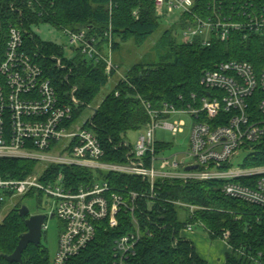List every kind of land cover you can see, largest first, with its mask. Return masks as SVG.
Masks as SVG:
<instances>
[{"label":"trees","instance_id":"trees-1","mask_svg":"<svg viewBox=\"0 0 264 264\" xmlns=\"http://www.w3.org/2000/svg\"><path fill=\"white\" fill-rule=\"evenodd\" d=\"M213 3L221 18L239 23L246 22L248 14L264 9V0H195L192 14L213 19ZM20 8L21 14L10 8L9 0H0L2 30L9 25L25 30V48L38 53L36 61L63 102L69 103L75 88L73 96L78 105L74 106L73 118L86 115V108L114 74L107 75L103 62L87 60L79 52L67 61L62 56L63 46L41 41L33 29L42 24L56 29H85L102 44L103 33L110 25L114 55L122 43L130 41L137 47L142 46L158 30L160 21L164 22L149 0H41L39 5ZM193 15L183 14L170 23L150 54L134 63L123 79H118L113 89L91 109L85 126L101 144L104 161L125 163L131 147L127 134L140 132L149 120L144 104L152 109H160L164 104L184 108L191 104L192 94L204 93L200 85L202 74L223 62H247L256 71L264 67V36L253 31L231 30L224 41L213 32L207 37L209 46L202 45L203 37L190 43L178 41L177 31L184 28L187 21H193ZM1 48L0 42V61ZM42 56L60 57L64 68H57L52 60L42 59ZM169 147L170 144L156 142L158 152ZM255 149L245 158L244 167L264 165V147L258 145ZM36 167L31 161L0 159V176L22 179ZM61 171L70 187L88 185L96 178L95 173L84 168L50 167L45 174L48 179L41 181L52 182ZM100 178L126 201L128 192L148 189L145 181L134 176L107 174ZM156 185L158 191L154 200L142 199L137 203L134 217L140 225V239L130 264H207L198 256L193 244L181 236L187 224L201 227L210 240H223V235L227 234L226 244L230 250L224 256V264H264V209L225 197L220 181L160 180ZM23 197L30 198L32 194ZM181 205L197 209L190 216L188 209ZM21 206L11 209L0 222V256L12 254L20 235L26 232L23 218L18 214ZM116 218L115 228L109 227L107 219L96 222L94 240L67 264H114L115 241L134 231L129 213L120 211ZM22 261L23 264H48L49 258L40 243L39 246L28 245ZM0 264L13 263L1 259Z\"/></svg>","mask_w":264,"mask_h":264},{"label":"built area","instance_id":"built-area-1","mask_svg":"<svg viewBox=\"0 0 264 264\" xmlns=\"http://www.w3.org/2000/svg\"><path fill=\"white\" fill-rule=\"evenodd\" d=\"M159 17L192 14L195 0H149ZM41 0H9L10 8L21 14V6L39 5ZM214 18L202 19L193 15V21L177 31L182 42H192L203 37L202 45L209 46L207 37L215 32L224 41L231 30H249L264 36V9L248 14L246 22H232L215 12ZM68 47L87 60L103 62L107 75L116 74L118 66L113 61L111 26L103 33L104 42L89 36L83 30L60 27ZM25 30L9 25L2 30L0 24V159L25 160L37 167L22 179L0 176V212L6 197L9 199L31 193L45 195L54 200L52 217L63 225L58 236L55 254L48 264H67L90 244L95 237V223L108 220L111 228L117 226V214H130L134 231L114 243L113 263L130 264L140 239V225L134 217L139 200H154L160 180L220 181L221 192L227 198L242 201L264 209V165L244 167L245 158L258 145L264 147V67L256 71L247 62L229 61L202 74L200 85L203 94L191 95V104L175 108L164 104L152 109L144 104L148 123L139 132L133 147L126 154L125 163L104 161L105 152L85 121L76 123L74 106L78 105L71 91L69 103L63 102L36 61L38 53L24 46ZM57 68L63 69L60 57H46ZM42 56V59H46ZM120 79H123L120 76ZM117 95V93H116ZM181 97H179L180 99ZM188 115L192 120L186 156L177 160V154L160 156L156 149V131L182 133L183 120L172 116ZM246 151L242 165L234 166L239 151ZM50 167L84 168L100 173L88 185L67 186L61 171L52 182L41 181ZM195 167V169H190ZM125 174L147 183V190L128 192V201L113 193L100 176ZM247 181L246 185L241 181ZM12 205V204H11ZM193 216L196 207L181 205ZM197 225L201 226L198 222ZM47 229L46 223L42 231ZM187 224L183 232H192ZM227 234L223 235L226 243ZM258 263V262H256Z\"/></svg>","mask_w":264,"mask_h":264},{"label":"rangeland","instance_id":"rangeland-1","mask_svg":"<svg viewBox=\"0 0 264 264\" xmlns=\"http://www.w3.org/2000/svg\"><path fill=\"white\" fill-rule=\"evenodd\" d=\"M164 19V17H161ZM175 17L171 16V18L164 19L160 21V26L158 30L151 35L142 46L137 47L134 45L133 42H126L122 43L119 49L113 55V61L118 66L119 71L114 75L111 76L108 80L106 86L101 90L98 94L97 98L86 108V115L77 116L76 123L82 124L86 119L90 117L91 109L95 108L100 101L113 89V86L116 84L120 76L123 77L125 72L136 62L141 60L143 56H147L150 54L151 49L155 45V43L159 40L162 32L164 29L168 28L170 23L174 21ZM34 32L38 35L41 41L45 42H56L63 46V57L69 61L73 59L76 53L74 50L68 47L67 41L62 36L61 32L57 30L55 27L50 26L48 24H42L38 27L33 29ZM178 39V38H177ZM180 39V38H179ZM178 39V41H180ZM171 120H183L185 122V128L182 133H179L173 136L170 132L157 130L156 131V140L157 143L162 144H170V147L163 152H160V156H171L173 154H177V160L182 158L185 159L186 162H192L189 157L186 156V151L189 146V136L192 127V120L188 115H178L172 116ZM139 135V132H129L126 136L127 140L129 141L130 145H133L136 142V139ZM246 151L241 150L239 151L238 155L234 158V166L242 165L243 159L245 158ZM34 172V171H33ZM32 173V172H31ZM97 176L98 174L95 173ZM12 204V205H11ZM25 205L29 209L30 214H44L46 215V226L47 229L42 231V238H41V245L46 250L48 254L49 261L52 260L56 248H57V241L58 236L62 231V223L56 217H50L54 210V200L50 197L42 195L41 197L32 196L30 198L27 197H15L9 199L8 197L5 198L4 204L2 206L0 212V222L3 218L8 214L11 209L17 207V205ZM193 236L192 242L193 245L196 244V249L199 256L204 257L207 264H223L224 263V254L227 251V247L225 242L222 240H210L207 234L203 231L201 227L194 226L192 230ZM195 235V236H194ZM181 236L185 239L189 238L190 233L181 232ZM190 239V238H189ZM196 239V240H195ZM208 239V240H207ZM195 240V241H194ZM195 243V244H194ZM218 259L220 261L218 262ZM259 264V263H254Z\"/></svg>","mask_w":264,"mask_h":264},{"label":"water","instance_id":"water-1","mask_svg":"<svg viewBox=\"0 0 264 264\" xmlns=\"http://www.w3.org/2000/svg\"><path fill=\"white\" fill-rule=\"evenodd\" d=\"M190 169H195V167ZM18 214L23 218L26 232L20 235L17 246L12 254L0 256V260L2 259L13 264H23L22 254L28 245L39 246L42 238V225L46 220V215L44 214H30L29 209L25 205H22L18 209Z\"/></svg>","mask_w":264,"mask_h":264},{"label":"crops","instance_id":"crops-1","mask_svg":"<svg viewBox=\"0 0 264 264\" xmlns=\"http://www.w3.org/2000/svg\"><path fill=\"white\" fill-rule=\"evenodd\" d=\"M155 139H156V135H155ZM128 142H129V141H128ZM156 142H157V140H156ZM129 144H130V143H129ZM167 149H168V148H167ZM163 150H165V149H162V152H163ZM186 233H190V235H191V236H189L190 239H189V238L187 239V237H186V239L189 240V241L193 244V242L191 241V240H192L191 237L193 236V234H192L193 232H186ZM194 236H195V235H194ZM195 240H196V239H195ZM195 240H194V241H195ZM207 240H208V239H207ZM194 244H195V243H194ZM225 245H226V247H227V251H225V254H226V253L230 250V248L227 246L226 243H225ZM193 246H194V248H195L196 253L198 254L197 249H196V247H195L196 244L193 245ZM225 254H224V256H225ZM198 256H199V254H198ZM199 257H201L202 259H204V257H202V256H199ZM204 260H205V259H204ZM219 261H220V259H218V262H219ZM206 263H207V262H206ZM223 264H224V263H223Z\"/></svg>","mask_w":264,"mask_h":264}]
</instances>
